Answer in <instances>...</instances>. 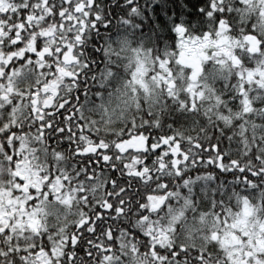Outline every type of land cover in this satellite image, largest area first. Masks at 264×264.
Masks as SVG:
<instances>
[{"label": "snow or ice", "instance_id": "obj_1", "mask_svg": "<svg viewBox=\"0 0 264 264\" xmlns=\"http://www.w3.org/2000/svg\"><path fill=\"white\" fill-rule=\"evenodd\" d=\"M0 264H264V0H0Z\"/></svg>", "mask_w": 264, "mask_h": 264}]
</instances>
